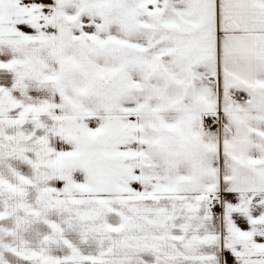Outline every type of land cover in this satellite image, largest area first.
I'll use <instances>...</instances> for the list:
<instances>
[{
	"label": "snow or ice",
	"instance_id": "snow-or-ice-1",
	"mask_svg": "<svg viewBox=\"0 0 264 264\" xmlns=\"http://www.w3.org/2000/svg\"><path fill=\"white\" fill-rule=\"evenodd\" d=\"M0 264H264V0H0Z\"/></svg>",
	"mask_w": 264,
	"mask_h": 264
}]
</instances>
